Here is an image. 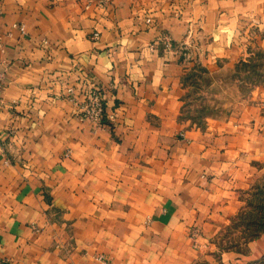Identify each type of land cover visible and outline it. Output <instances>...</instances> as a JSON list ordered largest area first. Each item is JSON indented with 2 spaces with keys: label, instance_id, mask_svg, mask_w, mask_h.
I'll list each match as a JSON object with an SVG mask.
<instances>
[{
  "label": "crops",
  "instance_id": "1",
  "mask_svg": "<svg viewBox=\"0 0 264 264\" xmlns=\"http://www.w3.org/2000/svg\"><path fill=\"white\" fill-rule=\"evenodd\" d=\"M263 36L264 0H0L2 264H261L264 229L217 239L264 183V86L201 118L187 78L233 83Z\"/></svg>",
  "mask_w": 264,
  "mask_h": 264
},
{
  "label": "rangeland",
  "instance_id": "2",
  "mask_svg": "<svg viewBox=\"0 0 264 264\" xmlns=\"http://www.w3.org/2000/svg\"><path fill=\"white\" fill-rule=\"evenodd\" d=\"M237 68V77L233 83L226 82L224 77H217L218 82L211 81L205 78L203 71L199 70L189 74L187 81L194 85V88L188 95L189 109L187 111L196 112L202 118L225 114L229 111L228 103L235 99L254 101L258 91L264 86V36L262 41L253 46V54L249 59L239 63ZM197 104L199 106H195ZM246 206L242 216L231 222L230 225L228 224L217 239L219 246L229 250L246 248L245 244L250 240L246 235L257 232L262 224L264 187L253 192L251 200ZM200 264L228 263H225L221 254L218 253L211 259L202 258ZM261 264H264V260Z\"/></svg>",
  "mask_w": 264,
  "mask_h": 264
},
{
  "label": "built area",
  "instance_id": "3",
  "mask_svg": "<svg viewBox=\"0 0 264 264\" xmlns=\"http://www.w3.org/2000/svg\"><path fill=\"white\" fill-rule=\"evenodd\" d=\"M98 34V33H96ZM70 97L79 106L82 119L89 118L95 123L102 121L105 114V101L103 98L102 87L99 86L93 79L88 83V91L86 93V98L80 100L77 96L74 87L69 89ZM3 96V83L0 75V100ZM0 264L2 260L0 259Z\"/></svg>",
  "mask_w": 264,
  "mask_h": 264
},
{
  "label": "trees",
  "instance_id": "4",
  "mask_svg": "<svg viewBox=\"0 0 264 264\" xmlns=\"http://www.w3.org/2000/svg\"><path fill=\"white\" fill-rule=\"evenodd\" d=\"M263 187H264V183H262L261 185H260V184L257 185V186L255 187L254 190H258V189H261V188H263ZM261 221H262V224H261V225L259 226V228L257 229V232H255V233H250V234L246 235L249 239L255 238L256 236H258V233H259L261 230L264 229V216L261 218ZM249 226H250V224H249Z\"/></svg>",
  "mask_w": 264,
  "mask_h": 264
}]
</instances>
